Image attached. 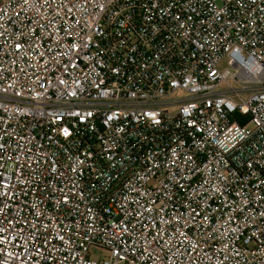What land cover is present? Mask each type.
<instances>
[{"label": "built area", "instance_id": "built-area-1", "mask_svg": "<svg viewBox=\"0 0 264 264\" xmlns=\"http://www.w3.org/2000/svg\"><path fill=\"white\" fill-rule=\"evenodd\" d=\"M0 264H264V0H0Z\"/></svg>", "mask_w": 264, "mask_h": 264}, {"label": "rangeland", "instance_id": "rangeland-1", "mask_svg": "<svg viewBox=\"0 0 264 264\" xmlns=\"http://www.w3.org/2000/svg\"><path fill=\"white\" fill-rule=\"evenodd\" d=\"M170 110H171L172 114H175L176 111H177L176 107H173V108H171ZM91 254H92V257H93V258H95V259H99V258H101V257H105L107 253H106L105 251L100 250V249L93 248V249L91 250Z\"/></svg>", "mask_w": 264, "mask_h": 264}]
</instances>
